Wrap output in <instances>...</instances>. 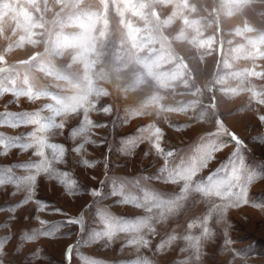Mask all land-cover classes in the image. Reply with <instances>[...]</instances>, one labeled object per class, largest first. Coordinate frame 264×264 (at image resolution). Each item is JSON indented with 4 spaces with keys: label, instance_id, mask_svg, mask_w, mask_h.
Wrapping results in <instances>:
<instances>
[{
    "label": "rangeland",
    "instance_id": "rangeland-1",
    "mask_svg": "<svg viewBox=\"0 0 264 264\" xmlns=\"http://www.w3.org/2000/svg\"><path fill=\"white\" fill-rule=\"evenodd\" d=\"M51 96L90 108L84 132L72 135L85 118L79 109L44 134L63 145L52 167L75 189L69 194L48 173L36 177L30 198L27 187L0 184L4 264H264V0H0V114L49 116ZM35 128L0 124V134L24 143ZM209 134L218 150L193 185L217 169L230 177L238 150V166L253 177L243 185L246 202L192 191L163 219L160 209L149 212L143 189L171 199L184 186L160 172L167 152L174 169ZM34 153L0 146V168L40 160ZM114 181L126 182L123 195H112ZM128 194L142 206L117 203ZM98 209L129 223L152 219L138 232L117 225L108 235ZM81 213L83 230L67 223ZM189 236L200 238L198 250ZM141 238L147 246L130 243Z\"/></svg>",
    "mask_w": 264,
    "mask_h": 264
},
{
    "label": "snow or ice",
    "instance_id": "snow-or-ice-1",
    "mask_svg": "<svg viewBox=\"0 0 264 264\" xmlns=\"http://www.w3.org/2000/svg\"><path fill=\"white\" fill-rule=\"evenodd\" d=\"M15 95H18L14 92ZM23 95L32 99L34 97L38 98L41 95H47L46 93H39L34 96L32 93H24ZM53 103H49L44 105V108L48 109L50 112L49 116H42L39 111L37 112H22V113H3L0 114V124H7L11 127H17L20 125L33 124L36 125V128L33 132L28 133L27 136L30 137L29 142L21 143V137H8L5 138L4 134H0V146H3L5 149V153L9 148L19 147L22 150L26 151L30 148H35L34 155L39 156L41 159L35 162L29 161L19 165H11L7 168H0V184L4 183H12L15 184L17 188L21 186L27 187L29 191V198L31 192L33 191L36 177L40 173H48L53 176H59L61 178V183H64L69 191V194H72L75 189V181L68 180L67 173H59L52 167V161H60L64 155V147L63 145L56 143H49L48 138L45 133H48L52 129L62 128L63 123H57L55 118L57 116L67 115L68 113L77 112L79 109H83L85 112V118L82 123V126L79 129H73L72 135L75 136L79 133H82L86 130L87 126L92 123L87 117V112L90 108L83 106L81 104L69 102L63 100L61 98L51 96L49 97ZM107 111V110H105ZM261 121H264V116L258 117ZM155 134L157 139H159V129L155 130ZM232 140L235 141L237 145L241 144V141L232 134ZM219 141L214 138V134H209L208 142L201 143L194 154V156L185 163L183 160L180 164H178L174 169H169L167 157L173 156V152L169 151L165 157V166L160 169L161 173H167V180L169 182L175 183L177 181H184V186L180 190V194L175 198L171 199H162L155 193L150 192L147 189H143V203L150 204L151 207L148 208V211L151 212L153 208L160 209V218L163 219L166 213H172L179 206L180 201L185 199L188 194L192 191L203 193L205 196H220L232 198L234 202H246L245 197V188L244 183L253 179L252 176H248L244 170L238 166V150L232 154V159L229 161L231 166V175L228 178H218V173L221 169H217L216 172L210 174L207 177L205 182H197L195 185L192 183V178L196 175V173L200 170L201 167L206 165V162L212 158V152L218 150ZM157 150L159 151V145H155ZM222 146V145H220ZM83 145L80 146L82 148ZM80 148L75 149V151H80ZM45 149H49L51 151V159L45 154ZM84 163H89L88 161H84ZM91 166V165H90ZM13 167H21L25 169L32 170L31 174L25 176H17L13 173ZM131 183L139 186L138 181H132ZM114 189L112 195H123L124 189L126 187V182L114 181ZM238 189V190H235ZM91 194L95 197H99L101 192L99 190H92ZM26 201H22L24 203ZM38 204H43L42 201H37ZM117 203H128L134 204L137 206H142L140 201H138L137 197L132 194L125 195L121 201H117ZM56 211H59L57 209ZM97 215L101 218L104 223L107 234L111 235L113 229L120 225L121 231H134L138 232L141 228L148 227V221L152 219V217H148L145 219H139L137 223H129L127 220H123L121 218H116L112 216L110 213L105 210L98 209ZM207 219V218H206ZM41 223H46L41 221ZM60 223V222H58ZM67 223H79L81 225V230H83V213L77 219H70ZM189 227H192L189 224ZM41 235L49 236L52 235L51 232L42 231ZM204 235H209V230L207 227L204 229ZM34 236H29L28 239H34ZM171 239H175V237H171ZM190 242V246L199 248V237L193 238L191 236L185 237ZM4 241L0 239V244ZM143 243L147 246L148 241L143 240L141 238L140 241L132 240L130 243ZM160 246H158L159 248ZM71 252L72 246H69V249L66 253V259L71 260ZM0 256H2V251H0ZM198 258V256H197ZM0 264H4L2 258H0ZM9 264H14L13 261H9ZM134 264H149L147 260L144 261H136Z\"/></svg>",
    "mask_w": 264,
    "mask_h": 264
}]
</instances>
